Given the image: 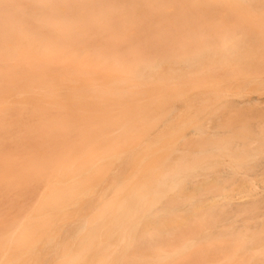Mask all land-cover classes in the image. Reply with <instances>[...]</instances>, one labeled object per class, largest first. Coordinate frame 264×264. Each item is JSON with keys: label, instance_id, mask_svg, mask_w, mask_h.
Masks as SVG:
<instances>
[{"label": "bare ground", "instance_id": "obj_1", "mask_svg": "<svg viewBox=\"0 0 264 264\" xmlns=\"http://www.w3.org/2000/svg\"><path fill=\"white\" fill-rule=\"evenodd\" d=\"M255 180L264 0H0V264H264Z\"/></svg>", "mask_w": 264, "mask_h": 264}, {"label": "rangeland", "instance_id": "obj_2", "mask_svg": "<svg viewBox=\"0 0 264 264\" xmlns=\"http://www.w3.org/2000/svg\"><path fill=\"white\" fill-rule=\"evenodd\" d=\"M259 181H260V180H259ZM254 182L257 184L256 187H259L258 185H260L261 183L264 185V181H260L261 183H258V180H255ZM226 251L228 252V249H227ZM210 257H211V256H210ZM211 258L214 259L215 256L213 255ZM209 259H210V258H209Z\"/></svg>", "mask_w": 264, "mask_h": 264}]
</instances>
